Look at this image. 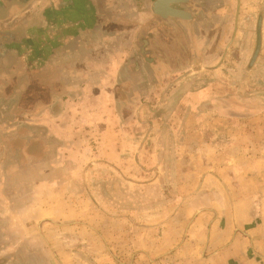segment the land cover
<instances>
[{
    "label": "crops",
    "instance_id": "0c3cea01",
    "mask_svg": "<svg viewBox=\"0 0 264 264\" xmlns=\"http://www.w3.org/2000/svg\"><path fill=\"white\" fill-rule=\"evenodd\" d=\"M155 1L0 0V123L11 102L2 92L18 94L36 117L48 108L38 122L48 116L52 138L95 140L96 152L74 148L76 153L122 170L117 155L124 119L117 108L123 99L117 92L123 83L130 88L135 75L153 74L160 85L162 78L172 82L190 69L214 65L218 50L239 41L250 5L263 0H189L185 9L194 19L188 21L159 19L151 9ZM30 91H48L50 99ZM185 96L172 100L168 94L162 105L180 108L173 135L183 141L167 155L177 190L162 212L124 220L85 188L57 198L52 192L59 188L46 190L28 206L24 189L12 212L0 210V250L17 249L19 258L28 254L36 264H264V116L188 113L186 107L198 108L200 101L198 94L194 103ZM234 123L240 124L237 132L226 127ZM146 151L141 163L152 165ZM129 169L144 175L137 164ZM30 237L40 241L45 258L27 247Z\"/></svg>",
    "mask_w": 264,
    "mask_h": 264
},
{
    "label": "rangeland",
    "instance_id": "374dc122",
    "mask_svg": "<svg viewBox=\"0 0 264 264\" xmlns=\"http://www.w3.org/2000/svg\"><path fill=\"white\" fill-rule=\"evenodd\" d=\"M250 7L251 11L239 32V41L234 46L231 43L222 52L218 50L220 58L214 62V65L196 70L190 69L189 73L176 76L172 82H167L165 79L162 82V78L160 85L158 80L155 81L156 77L153 74L135 75L134 83L130 88L125 82L123 83V87L117 92V96L123 99L122 107L117 108L119 112L122 111L124 119L122 152L117 155V159L122 161V170L121 167L115 165L114 167L108 164L110 162L99 159L93 154L76 153V151L86 152L84 149L92 147L96 152L95 140L52 138L48 116L44 117L42 124L38 122V116L41 117L48 108L39 110L36 117L31 114L34 112V107L20 102L18 94L3 91L2 93L6 94L4 98L11 102L10 106L4 109L8 113L5 121L0 123V185L3 183L4 186L0 188V210L12 212L16 207L15 200L24 193V189L29 206L35 196L45 193L46 190L59 188L52 192L53 197L57 198L69 193L77 194L79 190L85 188L95 195L104 197V202L98 204L104 209L106 207L113 211L119 210L124 220H130L133 214L135 220L139 218L142 221L146 216L150 217L152 214L162 212L164 203L173 197L175 188L177 190L173 183L176 182V175L170 166L168 154L180 144L183 147V141L174 138L173 135L179 130V123H174L173 118L180 108L162 107L168 94L172 100H177L186 93L185 97L191 99L192 103L197 100L195 96L198 94L200 101L198 108L186 107L188 113L192 109L199 115L231 114L235 117L243 114L257 115L250 119L257 118L258 115L264 116V0L260 5L253 4ZM198 15L203 16L204 13L198 11ZM227 21V24L232 23L231 15L228 16ZM259 32L261 33L260 52L252 63ZM227 34H232L231 26ZM143 45L144 42L140 43V48ZM145 68L147 72L154 71L151 67ZM125 77L127 76L124 75V80ZM154 85H157V90L153 89ZM161 85H163L162 89ZM28 94L42 96V101L50 99L48 91H30ZM79 94L85 95L82 91ZM62 98L67 99L66 96ZM137 102L140 104L137 107L129 105ZM24 106H27L26 112L22 110ZM130 118L134 120L131 123ZM238 119H241L238 122L242 120L247 122L248 118ZM171 121L174 128L170 125ZM208 126L212 130L216 129V124L211 127L210 123ZM239 126L240 124L234 123V127L231 125L226 127L231 132H237ZM252 127L254 128V124ZM144 149H147V158L151 159L152 165L141 163L144 159H140V156L142 157L140 153ZM132 150L133 152L130 153ZM262 152L264 157V143ZM132 164L135 166L137 164L144 175L139 177L136 172L129 169ZM118 182L123 183L120 185ZM69 189L71 192H68ZM31 238H28L27 247H30L31 251L38 252V256L43 255L45 258L40 241ZM0 252L2 257L3 252L14 256V259L3 257L5 259L3 264H36L35 259L28 254L25 256L21 254L19 258L17 249L15 251L4 249Z\"/></svg>",
    "mask_w": 264,
    "mask_h": 264
},
{
    "label": "water",
    "instance_id": "95a60500",
    "mask_svg": "<svg viewBox=\"0 0 264 264\" xmlns=\"http://www.w3.org/2000/svg\"><path fill=\"white\" fill-rule=\"evenodd\" d=\"M189 4V0H156L152 4V12L161 20H169V19H180V20H193V15L185 9V7ZM261 27V21L259 22V29ZM146 44L141 47V53L146 55ZM261 47V33H258V43L256 52L254 54V58L252 63L256 60L258 53L260 52Z\"/></svg>",
    "mask_w": 264,
    "mask_h": 264
}]
</instances>
